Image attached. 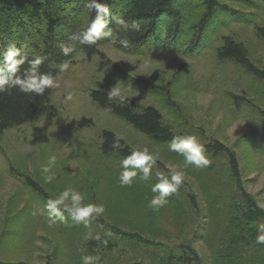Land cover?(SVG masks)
Listing matches in <instances>:
<instances>
[{
  "label": "rangeland",
  "instance_id": "1",
  "mask_svg": "<svg viewBox=\"0 0 264 264\" xmlns=\"http://www.w3.org/2000/svg\"><path fill=\"white\" fill-rule=\"evenodd\" d=\"M253 1V9L227 2L239 12L238 21L209 32L194 58L156 51L127 55L110 45L100 47L113 69L97 54H74L68 70L55 78L51 104L56 115L13 127L0 137V264H83L82 257L88 256L85 240L99 236H108L117 248L92 255L98 257L95 264H161L168 250L178 248H190L202 264H212L213 254L223 249L224 232L234 231L229 219L240 200L225 157L206 155L210 163L204 168L185 165L169 144L150 140L97 106L91 92L99 88L108 92L119 87L138 106L155 107L176 137L195 136L202 146L216 140L234 151L243 191L264 216L259 206L264 204V84L215 56L220 37L231 36L264 69V39L255 35L257 26L264 27V0ZM221 19L216 16L212 26ZM144 83L166 87L169 94L149 93ZM103 131L115 133L134 151L147 148L156 157L147 180L137 170L131 186H121L122 159L101 152ZM50 156L56 157L51 167L55 179L46 183L41 169ZM173 171L184 174L182 187L152 210L149 201L159 195L152 192L157 174L170 178ZM24 177L53 200L70 188L84 197V205H103L104 213L90 217L100 223H77L63 209L64 221L57 218L50 226L47 202L34 196ZM66 203L73 207L70 200ZM254 255L246 248L238 252L244 264H264L263 253Z\"/></svg>",
  "mask_w": 264,
  "mask_h": 264
},
{
  "label": "trees",
  "instance_id": "2",
  "mask_svg": "<svg viewBox=\"0 0 264 264\" xmlns=\"http://www.w3.org/2000/svg\"><path fill=\"white\" fill-rule=\"evenodd\" d=\"M100 2L109 8L108 27L112 29L115 39H102L89 46L72 39L74 35L85 30L95 16V12L89 11L86 7L87 0H0V79H7L11 84L17 77L27 79L33 74L40 73L51 74L56 78L60 75V69L56 66L70 61L77 51H84L89 58L97 54L104 66L112 67L99 49L107 45L127 55H144L156 51L179 53L194 58L205 47L209 32H216L218 27L221 25L225 27L232 20L238 21L239 12L229 7L227 2H236L250 9L257 6L253 0H100ZM114 16L122 17L129 27L124 28L116 24L111 19ZM216 16L222 18V21L214 27L212 25ZM134 21L141 25L140 32L131 30ZM255 35L264 39V27L257 26ZM121 39L128 40L127 46L120 43ZM13 43L22 48L27 55V60L15 74L7 70L4 61V53ZM61 45L71 47L73 51L65 56L61 52ZM37 56L44 58L43 63L36 66L34 71L25 72L31 68L28 61ZM215 56L219 62H230L264 84V69L253 63L244 43L236 41L231 36H222L220 44L215 49ZM112 68L116 69L114 66ZM180 71L182 70L179 69L176 73ZM143 86L149 93L165 91L166 95L169 94L166 87L149 83H144ZM52 93L53 88L46 89L40 96L35 92L22 93L18 87H13L10 94L8 92L0 94V137L4 131L13 127L35 123L43 117L55 116L57 110L51 104ZM107 97L108 92L100 88L91 92V99L97 106L122 119L150 140L169 144L176 137L155 107H140L129 98H125L126 102L121 104L120 97H113V101L109 102ZM235 99L239 100L237 102L244 101L242 98ZM261 115L264 116V113ZM114 136L116 134L111 131L102 132L101 152L104 155L115 154L123 160L134 150L121 138L119 143L124 147L121 150H113L111 145ZM203 147L205 155L225 157L228 173L238 188L240 200V203L235 205L237 213L229 219L234 231L224 232L225 242L220 245L223 249L213 254L212 264H244L238 258L240 250L245 248L254 250V257L264 254V244L256 243L263 213L243 191L236 153L216 140ZM23 181L36 198L46 202L53 200L31 178L24 177ZM61 209L64 212L62 206ZM89 223L94 225L100 222L89 218ZM120 235L129 239L134 237L129 234ZM115 248L116 242L108 236H99L85 240L84 251L88 256H92L98 252H111ZM168 251L169 254L161 264H202L199 256L190 248Z\"/></svg>",
  "mask_w": 264,
  "mask_h": 264
},
{
  "label": "clouds",
  "instance_id": "3",
  "mask_svg": "<svg viewBox=\"0 0 264 264\" xmlns=\"http://www.w3.org/2000/svg\"><path fill=\"white\" fill-rule=\"evenodd\" d=\"M86 7L89 11H94L95 16L85 30H82L78 34L74 35L72 39L79 40L81 44L95 45L99 40L102 39H115L113 31L108 27L110 20V11L105 3H101L100 0H87ZM116 24L128 28V23L119 16H114L111 18ZM131 30L135 32L141 31V25L137 22L131 24ZM120 43L127 46L128 40L121 39ZM73 49L68 46L61 45V52L63 55L68 56ZM43 57H35L34 59L28 61L31 68L25 70L34 71L36 66L43 63ZM27 60V55L24 53L22 48H18L14 43L10 44L7 51L4 53V61L7 70L10 73H17L20 70V66ZM69 68L68 62H63L59 65L60 73L65 72ZM24 72V73H25ZM8 85V87H5ZM56 80L51 74L40 73L39 75H31L27 79H21L17 77L9 84L7 79H0V94L8 92L10 94L13 87H18L19 91L22 93L35 92L42 96L46 89L56 87ZM113 97H120V103H125V97L119 87L113 86L110 91H108L109 102L113 101ZM73 96L69 93L66 97L67 100H72ZM112 142L113 150H121L124 146L119 143L120 137L118 135L114 136ZM169 150L181 154L184 157L185 165H194L196 168L207 167L210 163L209 159L205 155L204 147L198 142L197 138L192 135L174 137L169 143ZM56 157L50 156L48 159V164L42 167L41 171L44 173V180L46 183H51L55 179V174L51 172L52 165L55 164ZM156 163V157L151 154L147 148L143 150H137L131 152L121 161V167L123 171L120 174L121 186H131L133 178L137 176V170L143 172V179L147 180L150 176L151 169ZM158 183L152 187V192L159 193V195L154 196L148 204V207L152 210H158L160 207L167 203V197L171 194L177 192L184 180V174L180 171H173L170 178L161 173L157 174ZM84 197L77 191L72 189H66L60 193L59 197L54 200H49L46 204L48 210V217L50 226L55 224L57 218L61 222L64 221L62 215L61 206L65 211H70L75 219V222H83L85 225L89 223L90 217L99 216L104 213L105 208L103 205L87 204L82 203ZM71 201L73 207L69 208L66 201ZM264 208V204L259 205ZM259 234L256 237L257 244H264V224L258 226ZM98 257L84 256L82 257L83 264H95Z\"/></svg>",
  "mask_w": 264,
  "mask_h": 264
}]
</instances>
